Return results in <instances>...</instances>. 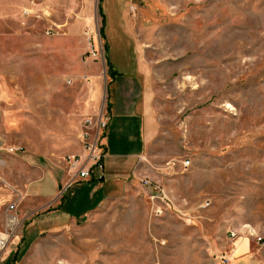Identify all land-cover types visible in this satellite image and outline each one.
Instances as JSON below:
<instances>
[{"label": "rangeland", "instance_id": "374dc122", "mask_svg": "<svg viewBox=\"0 0 264 264\" xmlns=\"http://www.w3.org/2000/svg\"><path fill=\"white\" fill-rule=\"evenodd\" d=\"M106 48L150 95L145 168L172 208L156 217L134 182L22 264H264V0H0V232L6 183L17 193L6 162L76 155L94 77L107 97Z\"/></svg>", "mask_w": 264, "mask_h": 264}, {"label": "crops", "instance_id": "0c3cea01", "mask_svg": "<svg viewBox=\"0 0 264 264\" xmlns=\"http://www.w3.org/2000/svg\"><path fill=\"white\" fill-rule=\"evenodd\" d=\"M108 52L114 75L109 84L105 82L107 97L101 94V80L94 77L86 86L84 100V118L94 121V134L100 133L97 121L101 115L108 116V128L101 132L104 171L81 179L77 170L50 156L28 154L10 158L4 176L17 188V193L9 190L13 194L10 200L18 205L23 228L0 255V264H22L40 239L85 225L129 184H140L144 178L156 180L145 168L147 147L156 125L150 95L138 91L133 74L128 77L119 72L110 49ZM75 152L82 159L87 156L81 143ZM236 240L232 249L237 257L251 253L248 238Z\"/></svg>", "mask_w": 264, "mask_h": 264}, {"label": "built area", "instance_id": "2783aa9c", "mask_svg": "<svg viewBox=\"0 0 264 264\" xmlns=\"http://www.w3.org/2000/svg\"><path fill=\"white\" fill-rule=\"evenodd\" d=\"M51 31L52 30L48 31L49 35L51 34ZM93 124L94 121L92 119H86L80 137L83 149L87 153L86 158L82 159V157L78 155L69 156L67 158L69 169L77 170V174L81 179L91 178L95 174V171H104L103 159L105 157V152L102 146L103 135L101 132L108 128V116L102 114L97 121L98 132L100 133H93ZM20 151H22L20 148H10L8 153L14 155ZM2 163L3 161L0 160V164ZM190 165V160L183 162V167L185 169H188ZM141 185L145 191H147V197L149 201H151L153 212L156 217H161L167 208H172L173 203L162 183L150 178H144L141 180ZM6 186L11 190H14L8 183H6ZM8 212H10V214L6 222V229L4 232H0V252H3L8 247L15 231L20 225V219L17 214L18 205L16 203L11 204L8 208ZM230 235L234 240L238 238L235 232H231ZM258 240L261 242L262 238H259ZM220 262L221 264H234L232 258L229 256H222Z\"/></svg>", "mask_w": 264, "mask_h": 264}, {"label": "trees", "instance_id": "16d2710c", "mask_svg": "<svg viewBox=\"0 0 264 264\" xmlns=\"http://www.w3.org/2000/svg\"><path fill=\"white\" fill-rule=\"evenodd\" d=\"M101 35H102L103 38H105V32H104V30L101 31ZM106 51H108V48H106ZM107 64H108V67H109L110 76L113 77V75H114L113 65L110 62V59L108 57H107Z\"/></svg>", "mask_w": 264, "mask_h": 264}]
</instances>
